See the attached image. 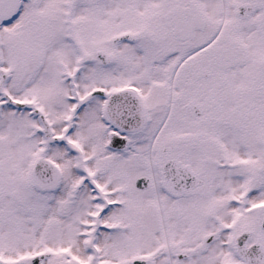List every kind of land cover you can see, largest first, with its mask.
<instances>
[{
    "label": "snow or ice",
    "instance_id": "snow-or-ice-1",
    "mask_svg": "<svg viewBox=\"0 0 264 264\" xmlns=\"http://www.w3.org/2000/svg\"><path fill=\"white\" fill-rule=\"evenodd\" d=\"M0 264H264V0H0Z\"/></svg>",
    "mask_w": 264,
    "mask_h": 264
}]
</instances>
